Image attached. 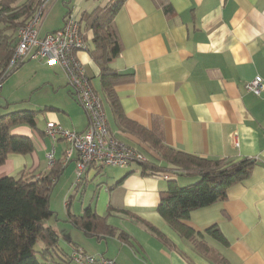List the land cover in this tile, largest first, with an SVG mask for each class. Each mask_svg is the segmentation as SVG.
<instances>
[{"label":"crops","instance_id":"obj_1","mask_svg":"<svg viewBox=\"0 0 264 264\" xmlns=\"http://www.w3.org/2000/svg\"><path fill=\"white\" fill-rule=\"evenodd\" d=\"M82 1L69 5L79 21L83 12L104 9L110 2L94 6ZM56 2L47 3L40 36L63 25L67 7L59 8L60 22L48 23ZM113 21L121 50L111 66L132 74L131 81L115 86V93L125 118L136 127L119 122L103 96L100 70L88 51L94 47L93 31L82 21L87 49L75 52L90 82L101 91L110 133L148 161L160 158L138 127L146 131L160 127L165 145L189 154L253 161L250 176L231 185L224 201L192 210L185 224L199 232L216 225L227 245L209 236L203 240L229 264H264V86L260 94L244 88L255 76L264 85V0H124ZM29 60L34 62L25 61L0 84V97L5 99V103L0 99V111L15 103L10 101L12 89L28 85L29 92H37L30 107L37 111L35 127L21 124L10 130L28 136L34 148L26 154H8L0 177L39 176L54 165L62 167L56 183L67 179L64 197H69L62 215L50 219L61 248L72 254L81 247L116 264H214L157 212L168 186L161 172L142 173L135 162L126 167L95 163L77 177V153L66 160L67 142L47 136L45 125L53 121L82 132L88 115L59 66ZM181 177L187 175L172 178L179 185ZM188 183L186 178L183 184ZM77 195L73 208L71 198ZM86 207L104 217L110 230L101 226L91 235L68 221V212L79 215Z\"/></svg>","mask_w":264,"mask_h":264},{"label":"trees","instance_id":"obj_2","mask_svg":"<svg viewBox=\"0 0 264 264\" xmlns=\"http://www.w3.org/2000/svg\"><path fill=\"white\" fill-rule=\"evenodd\" d=\"M39 1L0 0V84L15 70L5 74L17 43V32L41 3ZM123 1L110 0L104 9L96 7L90 12H83L80 21L93 31L94 47L88 51L99 67L103 96L111 104L119 122L136 127L125 118L115 93V86L131 81L132 74L119 72L111 66L121 50L113 19ZM64 5L67 11L62 18L63 23L71 14L68 3L64 2ZM36 113L35 110H15L0 114V165L8 154H26L33 150V142L28 136L15 135L10 130L21 124L35 127ZM138 130L160 158L157 162H137L142 173L167 172L172 177H199L197 181L185 185H178L174 178H169L167 189L157 204V212L214 264H229L203 240L204 236H209L227 245V240L216 225L199 232L185 224V221L192 210L224 201L231 185L250 176L253 161L200 157L165 145L160 127L151 131L138 127ZM61 172L62 167L54 165L39 176L0 177V264H71L72 254L61 248L58 232L48 223L55 214L50 208L51 190ZM67 216L68 221L87 234H96L101 226L106 232L110 230L105 218L90 207H86L79 215L68 212ZM38 243L39 248L36 249Z\"/></svg>","mask_w":264,"mask_h":264},{"label":"built area","instance_id":"obj_3","mask_svg":"<svg viewBox=\"0 0 264 264\" xmlns=\"http://www.w3.org/2000/svg\"><path fill=\"white\" fill-rule=\"evenodd\" d=\"M48 1L42 0L19 28L17 43L5 74L29 59H43L48 65H58L62 69L78 102L86 111L89 122L84 131L77 132L48 121L44 132L53 140L61 138L67 142L66 160L73 152L77 153V177L90 164L126 167L130 163L147 160L142 152L115 137L108 129L100 96L91 85L83 64L75 56L76 51L87 49L79 20L70 14L60 28L40 36L39 30L46 15ZM263 86L260 76H255L244 84V88L254 94H260ZM46 156L50 163L52 151ZM160 175L165 179L172 176L167 172H161ZM71 258V264H116L112 258L87 253L81 247L75 248Z\"/></svg>","mask_w":264,"mask_h":264},{"label":"rangeland","instance_id":"obj_4","mask_svg":"<svg viewBox=\"0 0 264 264\" xmlns=\"http://www.w3.org/2000/svg\"><path fill=\"white\" fill-rule=\"evenodd\" d=\"M64 1L67 2L68 5H70L71 7L72 6L74 7L75 0H57L56 4L54 5L53 11H52V13L49 16L48 23L50 22V24H51L53 20H57V22L58 21L60 22V20H59L60 19L59 18V15H60L59 14V10L60 9L63 10V8H65L64 3H63ZM83 1L84 2H89V4H92L94 6L101 5V4L103 5L106 2V0H83ZM107 1H109V0H107ZM40 2H41V0L39 1V3ZM48 23L45 24V27L43 29H47ZM28 62H34V60H31V61L29 60V61H26L25 63H28ZM44 62H45V60H44ZM45 64H47V63L45 62ZM48 66H50V65H48ZM57 66L58 65H53V67H57ZM17 69H19V68H17ZM17 69H15L14 71H16ZM11 75L6 76V78L2 82L4 83L9 77H11ZM25 80H27V79H25ZM34 80H36L35 76L33 78H30V84H31V82L33 83ZM21 81H22V79H21ZM91 85L93 86V88H95V90L98 91L99 96L101 97L102 101H104L103 96L101 94V91L98 90V87L95 85L93 80L91 81ZM6 87L7 86H5V88ZM28 89H29L28 85L27 86H23V87L21 86L19 89H16V90L12 89L11 90L10 101H15V103L14 102L13 103L9 102L8 107L4 108L3 110H1L0 114L4 113L6 111L32 110V108H30V107H32V103H33V101L35 99V96H36L37 92H32L31 93V92H29ZM0 99H1V97H0ZM20 99H25V100L16 101V100H20ZM1 100H2L3 103H5V99L4 98H2ZM104 108L106 109L105 105H104ZM186 178L189 181V183L190 182L193 183V182L197 181L199 177L198 176L181 177L180 181L178 182L179 185H184L183 183H184V181H186ZM68 186H69V184H68L66 178H61L57 183H55L53 185V188H52L51 194H50V208L53 211H55V214H54V217H53L54 219H56L58 216L60 217L62 215L63 209H65L64 208V201L66 199L68 200L69 195L65 199L64 194L66 193V189L68 188ZM73 192L74 191L72 189L70 191V194L71 193L73 194ZM76 197H78V199H79L78 195L71 198V200H72L71 205H72L73 208L78 203V199ZM50 221L54 222L53 220H49L48 221L49 224H50ZM35 248L36 249L39 248V243L35 246Z\"/></svg>","mask_w":264,"mask_h":264}]
</instances>
